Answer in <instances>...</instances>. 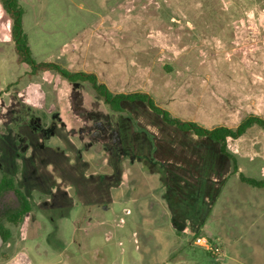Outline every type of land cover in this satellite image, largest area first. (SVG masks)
<instances>
[{
  "label": "rangeland",
  "instance_id": "1",
  "mask_svg": "<svg viewBox=\"0 0 264 264\" xmlns=\"http://www.w3.org/2000/svg\"><path fill=\"white\" fill-rule=\"evenodd\" d=\"M20 3L37 62L95 73L115 94L146 92L172 116L207 128H236L251 115L264 119V0ZM12 23L0 2V176L15 177L33 210L18 226L7 224L20 203L11 191L0 196V222L12 230L7 242L0 238V264L23 247L34 264H264V188L240 180V174L264 179V129L258 126L228 140L239 172L231 169L199 230L171 226L159 177L143 172V160L131 159L126 150L127 185L111 195L110 210L77 200L71 208L43 212L49 197L41 192L45 183L81 178L77 163L53 165L61 160L48 156L50 148L79 147L83 156L90 150L88 174L96 173L98 184L112 171L100 167L103 148L149 147L147 136L156 143L154 162L166 171L186 166L193 176V166L212 163L219 146L166 124L143 103L125 102V113L118 114L87 83H70L54 73L30 77L29 66L17 62ZM47 156L56 178L32 183L23 162ZM186 192L195 199L198 190L193 185ZM99 193L110 199L108 188ZM84 214L86 224L80 219ZM75 225L88 230L76 232ZM198 236L220 252L196 246Z\"/></svg>",
  "mask_w": 264,
  "mask_h": 264
},
{
  "label": "crops",
  "instance_id": "2",
  "mask_svg": "<svg viewBox=\"0 0 264 264\" xmlns=\"http://www.w3.org/2000/svg\"><path fill=\"white\" fill-rule=\"evenodd\" d=\"M146 135L150 138L151 134L147 133ZM146 139L150 143L149 147H145L144 144V147L103 148L102 164L100 167L107 166L112 171L107 175L104 181H99L98 184L96 183L97 181L94 175L96 173L91 175L88 174L89 169L93 166V163L91 162L92 155H90L91 151L89 150L87 152L88 156L85 155V153V156H83L79 147H67V152L57 151V149L55 150L53 148L45 151L49 154L48 156L52 158L56 157L61 160L55 163L53 161V165L55 166L63 167L77 163L80 166L78 176L81 177L78 181H69L66 183L67 185L61 182L60 179L57 183L54 182L52 176L56 178V174L54 173L55 167L50 165V162H47L49 161L48 156L44 158L45 160L41 159L36 161V165L33 160L26 159L22 165L23 173L28 174L29 172L32 174V176H30L32 183L38 185H43L41 180H48L49 178L50 181L51 176L53 181L45 183L48 187L46 186V188L41 189L42 193L49 196L47 202L41 207L43 212L44 210L48 211L49 209L61 210L71 208L76 204L77 200L83 204V206L104 204V209H106L107 206V210H110L111 205L115 202L111 195H114L115 192L123 189L124 186L127 185V181L124 179L125 175L128 177L125 171L127 156H125L124 152L126 150L130 152H128V154L131 159L143 160L141 165L143 172L152 177H159V180L165 189V193L168 196L165 204L167 207L166 216L169 218L171 226L175 227L177 230H184L187 232L188 230L196 231L201 227H204L215 204L220 199L227 183L229 182V173H231L230 171L232 169L231 163L228 161L229 159L225 157L219 149L213 162L208 163L206 167H202V165L200 167L193 166L194 168L191 169L193 176L190 174L189 170L186 169V166L184 167L185 169H180L178 166H172L168 167V170L166 171L156 161L154 162L152 160L153 158L156 159V143H153L151 139L147 138V136ZM58 162H60V165H58ZM41 174L43 176H40ZM113 176L118 178H114ZM116 179H119V181H116ZM193 185H195L198 190L195 199L189 197L186 192V188L190 189ZM107 188L109 191V200L104 195L100 196L99 193L100 191H106ZM24 191L30 200L25 189ZM260 194L263 195L262 193ZM175 195L177 197H175ZM103 196L106 197L103 198L104 200H102ZM97 198H101L99 199L100 202L99 200L96 201ZM190 209H194L193 213ZM80 219L84 220V224H86L88 223L89 215L85 216L84 214ZM77 229L79 231L88 230L87 227L82 228L75 225V231L79 232ZM12 253L13 255L11 254L5 258L2 264H34V261L25 252V247L18 252L13 251Z\"/></svg>",
  "mask_w": 264,
  "mask_h": 264
},
{
  "label": "trees",
  "instance_id": "3",
  "mask_svg": "<svg viewBox=\"0 0 264 264\" xmlns=\"http://www.w3.org/2000/svg\"><path fill=\"white\" fill-rule=\"evenodd\" d=\"M4 10L12 19L11 37L14 43V50L17 56V62L29 66L30 77L37 76L42 73H54L62 77L70 83H87L91 88L103 98L104 102L110 107L114 113H125L123 103L140 102L145 104L150 111L159 115L162 120L182 132H191L196 137L207 138L219 146L220 152L227 157L232 164V172L238 173V158L229 150L228 140L239 139L246 134V132L258 126L264 129V119L251 115L244 120L236 128L227 126H217L214 128H207L195 121L182 120L159 106L154 98L146 92L133 93H113L108 86L99 81L95 73H88L84 71H71L56 62H37L32 55L29 38L23 29V9L20 0H0ZM130 116V115H129ZM133 121L134 119L130 117ZM240 180L252 187L264 188V179H255L240 174ZM13 192L19 200V209L7 217L6 223L18 226L23 222L24 218L33 210V206L25 194L17 184L15 177L4 172L0 176V196L6 192ZM12 237V230L7 227L4 222H0V238L5 243Z\"/></svg>",
  "mask_w": 264,
  "mask_h": 264
},
{
  "label": "built area",
  "instance_id": "4",
  "mask_svg": "<svg viewBox=\"0 0 264 264\" xmlns=\"http://www.w3.org/2000/svg\"><path fill=\"white\" fill-rule=\"evenodd\" d=\"M194 244L198 247L204 248L206 251L210 253L220 252V249L217 245H214L212 242H210L207 238L203 236L196 237Z\"/></svg>",
  "mask_w": 264,
  "mask_h": 264
}]
</instances>
